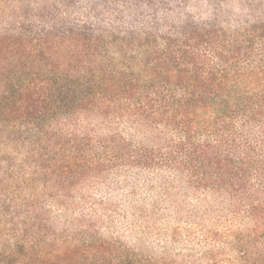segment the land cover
Masks as SVG:
<instances>
[{
	"label": "trees",
	"instance_id": "1",
	"mask_svg": "<svg viewBox=\"0 0 264 264\" xmlns=\"http://www.w3.org/2000/svg\"><path fill=\"white\" fill-rule=\"evenodd\" d=\"M122 170L264 225V0H0V264H159L40 201Z\"/></svg>",
	"mask_w": 264,
	"mask_h": 264
},
{
	"label": "rangeland",
	"instance_id": "2",
	"mask_svg": "<svg viewBox=\"0 0 264 264\" xmlns=\"http://www.w3.org/2000/svg\"><path fill=\"white\" fill-rule=\"evenodd\" d=\"M44 191L50 192L40 189V201L51 209L56 232L89 228L84 230L159 264H240L243 246L251 252L264 246V225L258 229L231 201L165 172L122 170L93 177L73 186L64 205ZM80 216L87 220L81 225L75 220Z\"/></svg>",
	"mask_w": 264,
	"mask_h": 264
}]
</instances>
